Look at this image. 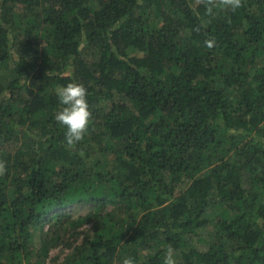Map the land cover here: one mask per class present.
Segmentation results:
<instances>
[{"label": "trees", "instance_id": "trees-1", "mask_svg": "<svg viewBox=\"0 0 264 264\" xmlns=\"http://www.w3.org/2000/svg\"><path fill=\"white\" fill-rule=\"evenodd\" d=\"M213 12L203 0H0V264H32L33 230L76 205L126 201L123 243L94 231L63 264H163L169 245L177 264H264V0ZM73 81L92 112L74 150L54 118ZM209 215L200 250L190 240Z\"/></svg>", "mask_w": 264, "mask_h": 264}, {"label": "rangeland", "instance_id": "rangeland-1", "mask_svg": "<svg viewBox=\"0 0 264 264\" xmlns=\"http://www.w3.org/2000/svg\"><path fill=\"white\" fill-rule=\"evenodd\" d=\"M263 63L257 65L262 67ZM230 160L231 157L229 158ZM190 180L182 178L175 189V194L183 192L190 184ZM135 206L133 201H126L122 204L107 205L105 208L94 207L88 204L76 205L69 209L63 218H53L49 226L42 230L36 227L30 237L32 248V264H63L66 258L74 250L86 242L96 231L109 235H125L123 241L129 236V226L135 221L133 211ZM69 214V215H68ZM88 217V220L84 218ZM210 226L207 232L199 238H192L190 242L200 250H205L213 244V223L212 216L209 215ZM96 229V230H95ZM98 230V231H97ZM47 243L48 252L44 257L41 255L43 242ZM156 250H154L155 252ZM175 259L179 262V256L175 252Z\"/></svg>", "mask_w": 264, "mask_h": 264}, {"label": "clouds", "instance_id": "clouds-1", "mask_svg": "<svg viewBox=\"0 0 264 264\" xmlns=\"http://www.w3.org/2000/svg\"><path fill=\"white\" fill-rule=\"evenodd\" d=\"M206 5V14L211 16L214 9L237 11L243 7V0H203ZM205 46L211 49L215 40L206 39ZM59 103L63 107L55 114V120L65 128V145L69 149H75L89 131L92 121V112L87 100V88L76 82H69L66 86H60L56 90ZM84 156L83 151L79 153ZM7 172L6 161L0 160V176ZM122 264H135L133 258L127 257ZM163 264H177L175 249L169 245L166 249Z\"/></svg>", "mask_w": 264, "mask_h": 264}]
</instances>
